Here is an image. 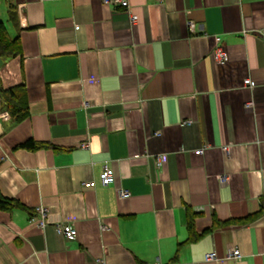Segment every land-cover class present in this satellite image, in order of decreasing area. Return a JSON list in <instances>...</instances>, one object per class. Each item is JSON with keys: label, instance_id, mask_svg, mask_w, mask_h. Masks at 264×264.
Listing matches in <instances>:
<instances>
[{"label": "crops", "instance_id": "1", "mask_svg": "<svg viewBox=\"0 0 264 264\" xmlns=\"http://www.w3.org/2000/svg\"><path fill=\"white\" fill-rule=\"evenodd\" d=\"M127 3L0 0V264H264V0Z\"/></svg>", "mask_w": 264, "mask_h": 264}, {"label": "built area", "instance_id": "2", "mask_svg": "<svg viewBox=\"0 0 264 264\" xmlns=\"http://www.w3.org/2000/svg\"><path fill=\"white\" fill-rule=\"evenodd\" d=\"M103 4H108V5H116L119 7H123V8H128V3L127 0H101ZM192 24L189 23V28L191 29ZM214 58L217 62H224L227 58H226V54L225 52L219 48L216 47V49L213 52ZM244 84L248 83V80L245 79L243 81ZM249 105V104H248ZM81 146L86 147L87 144L86 143H82ZM200 152V149L198 150H194L195 154H198ZM164 161V156L163 155H159V156H155L154 157V164L156 166H160L162 164V162ZM98 179L99 182L102 185H107L109 183H111L113 181V171L110 167H108L107 165H103L101 168V171L98 174ZM226 178L224 176H221L220 181L223 182ZM92 185L91 181H85L82 183L83 187H89ZM118 196L119 197H127L128 196V192L127 191H118ZM41 216L38 220H36L34 217H31L29 219V222H33L36 226L38 227H43L46 224V219H45V213L44 210H40ZM53 229L60 234L61 236H63V238H65L66 240H72L75 238L76 236V229L74 228L73 225L69 224V223H56L53 225ZM239 251L237 248H230L228 250L227 253V258L230 259H238L239 258ZM215 258V253L214 252H207L204 254V260H212ZM153 264H159L157 262L153 263Z\"/></svg>", "mask_w": 264, "mask_h": 264}, {"label": "trees", "instance_id": "3", "mask_svg": "<svg viewBox=\"0 0 264 264\" xmlns=\"http://www.w3.org/2000/svg\"><path fill=\"white\" fill-rule=\"evenodd\" d=\"M18 54L16 38H10L0 21V56L6 58ZM21 89V88H20ZM0 95L10 110V114L15 121L21 120L26 114V101L23 90L15 93L12 89H0ZM25 148H38L46 146L45 143L28 140L20 144ZM21 208L22 206L12 198H6L0 195V210H10L12 208Z\"/></svg>", "mask_w": 264, "mask_h": 264}]
</instances>
